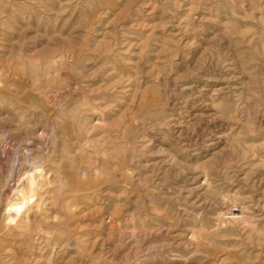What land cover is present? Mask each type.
<instances>
[{
  "label": "rangeland",
  "instance_id": "1",
  "mask_svg": "<svg viewBox=\"0 0 264 264\" xmlns=\"http://www.w3.org/2000/svg\"><path fill=\"white\" fill-rule=\"evenodd\" d=\"M0 264H264V0H0Z\"/></svg>",
  "mask_w": 264,
  "mask_h": 264
},
{
  "label": "bare ground",
  "instance_id": "2",
  "mask_svg": "<svg viewBox=\"0 0 264 264\" xmlns=\"http://www.w3.org/2000/svg\"><path fill=\"white\" fill-rule=\"evenodd\" d=\"M40 168H41V167H40ZM32 174H33V173L30 172V178H31V179L34 178ZM15 189H16V188H15ZM15 191H16V190H14L13 192L15 193ZM227 213L230 214V212H227Z\"/></svg>",
  "mask_w": 264,
  "mask_h": 264
}]
</instances>
